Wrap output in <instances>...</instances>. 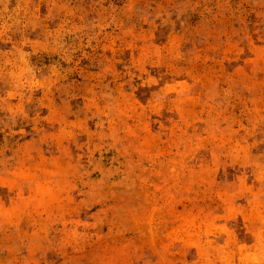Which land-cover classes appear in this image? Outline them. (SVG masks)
Listing matches in <instances>:
<instances>
[{"label":"rangeland","instance_id":"rangeland-1","mask_svg":"<svg viewBox=\"0 0 264 264\" xmlns=\"http://www.w3.org/2000/svg\"><path fill=\"white\" fill-rule=\"evenodd\" d=\"M0 264H264V0H0Z\"/></svg>","mask_w":264,"mask_h":264}]
</instances>
